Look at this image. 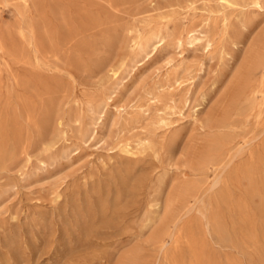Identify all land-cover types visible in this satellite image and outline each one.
Instances as JSON below:
<instances>
[{
	"label": "rangeland",
	"instance_id": "1",
	"mask_svg": "<svg viewBox=\"0 0 264 264\" xmlns=\"http://www.w3.org/2000/svg\"><path fill=\"white\" fill-rule=\"evenodd\" d=\"M232 1L0 0V264L244 263L264 0Z\"/></svg>",
	"mask_w": 264,
	"mask_h": 264
},
{
	"label": "bare ground",
	"instance_id": "2",
	"mask_svg": "<svg viewBox=\"0 0 264 264\" xmlns=\"http://www.w3.org/2000/svg\"><path fill=\"white\" fill-rule=\"evenodd\" d=\"M224 1L227 3H231L232 0H224ZM262 1L263 0H252V3L256 7H261ZM224 28H225L224 29L225 32L229 34V30H230L229 26L226 24ZM243 28H245V25L241 24L240 27H237L233 32L231 31L233 33L231 44L236 45L240 43L241 40L239 39V36L240 34H242ZM160 43H161V39L158 40L157 46H159ZM246 67H247L246 69H247L248 80H247V85L243 91H247L249 97L253 100H256L259 96L262 99H264V59L261 65H258L255 62L253 63L251 62ZM263 158H264V141L262 142L259 148V153L257 154V156H251L249 161L251 163L248 164L244 169V173L248 177V179L256 178V174H258V172L260 171L259 169L260 165L264 161ZM250 168H252V170ZM243 211L244 214L242 219V236H241V249H242V256L244 259L243 264L249 263L246 262V259L249 257L254 259V261H257V263L259 264H264V221L258 226L256 224L250 226L248 224L247 207H244ZM167 244L168 241H166L163 244V246H166Z\"/></svg>",
	"mask_w": 264,
	"mask_h": 264
}]
</instances>
